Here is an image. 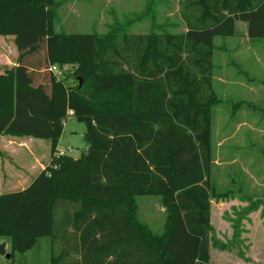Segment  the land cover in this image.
<instances>
[{
  "label": "trees",
  "instance_id": "obj_1",
  "mask_svg": "<svg viewBox=\"0 0 264 264\" xmlns=\"http://www.w3.org/2000/svg\"><path fill=\"white\" fill-rule=\"evenodd\" d=\"M55 9L0 0V36L18 53L0 75V134L50 141L32 184L0 194V237L12 252L50 238V264H210L211 200L228 194L203 181L218 103L214 38L234 36L241 21L264 39V0H184L183 33L144 35L55 32ZM51 66H71L76 85ZM67 117L86 127L77 159L56 157ZM140 196L160 198V235L137 219Z\"/></svg>",
  "mask_w": 264,
  "mask_h": 264
},
{
  "label": "rangeland",
  "instance_id": "obj_2",
  "mask_svg": "<svg viewBox=\"0 0 264 264\" xmlns=\"http://www.w3.org/2000/svg\"><path fill=\"white\" fill-rule=\"evenodd\" d=\"M183 1L55 0L54 30L68 34L97 33L104 35L111 32L113 28L120 27L125 29L129 35H144L151 31L183 33L186 30L181 19ZM4 37L0 36V39ZM225 39L230 43L232 41L229 37ZM223 42L222 37L214 38L216 47L212 60L214 64L218 62L219 56H222L219 49ZM41 57L40 55L39 58ZM229 59H231V54ZM234 70L238 76L245 80L246 75L243 73L246 69L244 66H236ZM58 71V74L55 75L58 80H62L66 86L76 85L71 66H64L63 69L58 68ZM215 72H217L216 68ZM259 116L263 118L264 113ZM64 124L59 148L70 157H75L80 152L85 153L86 141L83 138V133L86 130L85 124L74 118L66 119ZM258 148L264 153V144ZM260 155L258 154V156ZM44 156L49 158L50 145L44 152ZM261 159L260 162L264 164V155ZM211 169L212 158L203 181L219 189L217 181L224 179L228 171L219 169V177L211 178ZM238 178L241 179V177ZM262 178L264 179V177ZM239 185L238 183L226 184L223 188H230L228 194L223 199H214L212 202V232L209 244L211 264H264V186H256V191L246 192L240 189ZM221 190L225 191V189ZM250 195L255 196L254 201L248 199ZM136 205L137 219L147 224L154 233L161 234L166 213L160 198L140 196L136 198ZM147 216L153 217L152 220H149ZM3 244H6V254L0 255V264H50V238L36 239L32 247L24 252H12L8 237H0V246ZM6 255L11 257L7 259ZM72 257L76 256L72 255Z\"/></svg>",
  "mask_w": 264,
  "mask_h": 264
},
{
  "label": "crops",
  "instance_id": "obj_3",
  "mask_svg": "<svg viewBox=\"0 0 264 264\" xmlns=\"http://www.w3.org/2000/svg\"><path fill=\"white\" fill-rule=\"evenodd\" d=\"M242 23L235 22V34L229 37L231 43L222 37L224 42L219 49L222 56L213 63L212 87L218 103L213 106L210 118L211 170H214L211 178L219 177L218 171L224 169L228 171L225 178L217 181L220 190L229 191L230 188H223L226 184L238 183L240 189L251 192L256 191V186H264V164L260 162L264 153L258 148L264 144V116H259L264 113V39H250L247 24ZM17 56L14 37L0 39V75L17 66ZM236 66L245 67L247 72H241L246 75L245 80L237 75ZM68 114L72 113L68 111ZM70 118L73 117L66 119ZM64 127L65 124L63 130ZM62 136L63 133L56 149L58 154L66 155L59 148ZM48 145L50 141L31 136L0 134V194L22 191L32 184L50 163V156H44ZM87 149L86 143L84 151ZM81 154L72 158L77 159ZM254 197L250 195L248 199L254 201Z\"/></svg>",
  "mask_w": 264,
  "mask_h": 264
},
{
  "label": "built area",
  "instance_id": "obj_4",
  "mask_svg": "<svg viewBox=\"0 0 264 264\" xmlns=\"http://www.w3.org/2000/svg\"><path fill=\"white\" fill-rule=\"evenodd\" d=\"M50 70H51V72H52L54 75H57L58 72H59L57 66H51V67H50ZM56 155H57V156H61V155H63V153H62V152H60L59 154L56 153Z\"/></svg>",
  "mask_w": 264,
  "mask_h": 264
},
{
  "label": "water",
  "instance_id": "obj_5",
  "mask_svg": "<svg viewBox=\"0 0 264 264\" xmlns=\"http://www.w3.org/2000/svg\"><path fill=\"white\" fill-rule=\"evenodd\" d=\"M80 84H81V81H80ZM5 254H6L5 245L3 244L0 246V255H5ZM6 258L9 259L10 255H6Z\"/></svg>",
  "mask_w": 264,
  "mask_h": 264
}]
</instances>
